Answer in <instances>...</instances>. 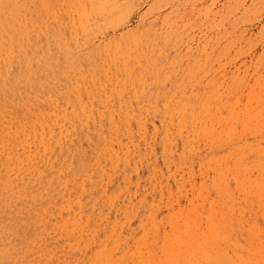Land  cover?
<instances>
[{
    "label": "rangeland",
    "instance_id": "374dc122",
    "mask_svg": "<svg viewBox=\"0 0 264 264\" xmlns=\"http://www.w3.org/2000/svg\"><path fill=\"white\" fill-rule=\"evenodd\" d=\"M0 264H264V0H0Z\"/></svg>",
    "mask_w": 264,
    "mask_h": 264
}]
</instances>
